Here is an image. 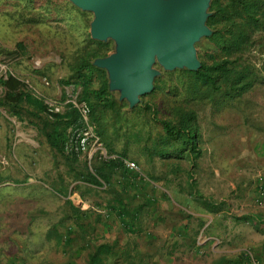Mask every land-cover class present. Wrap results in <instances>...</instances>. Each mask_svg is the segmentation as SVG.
Segmentation results:
<instances>
[{
	"label": "rangeland",
	"instance_id": "374dc122",
	"mask_svg": "<svg viewBox=\"0 0 264 264\" xmlns=\"http://www.w3.org/2000/svg\"><path fill=\"white\" fill-rule=\"evenodd\" d=\"M44 1L32 0L35 4ZM22 3L0 0V47L15 49L17 41L26 47V53H0V77L11 72L21 79L26 89L43 100L47 114L72 109L75 117L66 129L61 153L46 139L43 112L25 103L20 114H14L0 104V264H85L88 250L114 239L122 246L136 239L141 252H148L155 264H208L212 248L227 245L209 238L207 231L218 228L215 218L210 221L196 214L206 207L202 199L217 201V205L222 200L235 212L245 199H240L241 192L254 196L256 173L264 168V50L255 48L248 55L261 80L240 100L220 110L193 105L201 133V154L195 159L160 153L175 150L160 142L161 126L150 109L144 108L145 102L153 101L151 94L141 95L130 105L121 97L120 88H113L119 111H106L102 128L107 129L115 151L108 150L91 110L87 123L109 152L122 156L119 152L125 151L140 171L122 166L109 183L91 184L78 172H93L95 161L106 160L64 149L68 136L86 124L77 104L88 102L79 98L80 86L61 81L69 71L67 60L73 59L71 54L91 33V21L83 26L85 22L73 10L45 13L43 21L28 20L20 15ZM24 11L31 14L35 9ZM201 36L194 41L195 48L205 45ZM105 39L112 41L108 55L116 51L117 41L111 36ZM155 69L177 81L175 67L166 69L159 64ZM4 91L0 83V97ZM159 95L155 106L157 115H162L165 102ZM116 192L124 206L116 202ZM146 200L148 204L138 215L137 208ZM121 208L125 214L119 212ZM71 236L76 241L69 242ZM191 236L207 247L193 249Z\"/></svg>",
	"mask_w": 264,
	"mask_h": 264
},
{
	"label": "trees",
	"instance_id": "16d2710c",
	"mask_svg": "<svg viewBox=\"0 0 264 264\" xmlns=\"http://www.w3.org/2000/svg\"><path fill=\"white\" fill-rule=\"evenodd\" d=\"M39 4H35L32 0H23V3L19 4L23 8L21 17L43 21L46 18L45 13L65 14L73 10L80 21L85 22L83 26L86 21H92L94 17L93 14L90 19L92 10L82 8L72 0H45L40 4L41 7L37 6ZM27 8L35 9V12L28 14L24 11ZM206 12L205 24L209 32L202 35L206 42L203 47L195 48L199 65L196 68H188L185 65L176 66L177 81H173L163 71L158 72L152 77L151 89L139 95L140 97L151 94L154 102H145L144 108L150 109L153 119L161 126L160 142L163 146L170 145L175 150L173 152L162 150L160 151L162 155L169 156L173 153L178 157L188 156L190 159L199 157L201 133L197 109L193 105H207L214 110H220L226 104H234L240 100L244 93L261 80L255 64L248 55L255 48L264 50V0H209ZM90 34H86L81 44L71 54L73 59L67 60L69 71L61 81L80 86L79 98L88 102L91 118L98 123L97 131L106 140L108 150L115 151L110 146L107 139L109 134L104 126L102 128V122L106 120L104 119L106 111L110 110L118 114L119 102L113 95V88L110 87L107 68L95 62L97 58L107 55L112 41L94 38ZM15 50L26 53V47L22 41H17L15 49L12 50L0 47V53ZM158 65V62H154L152 67L155 68ZM261 65L264 66V60ZM0 83L5 89L0 97V104L14 114H20L25 103L26 106L31 104L36 110L43 112L42 128L46 139L56 151L63 153L62 142L68 125L75 117V112L72 109H66L63 113L47 114L43 100L35 96L31 90L26 89L24 82L11 72H8L5 77L1 76ZM159 93L163 95L162 100L165 102L162 115H157L155 106ZM119 153L126 156L123 150ZM121 167L122 164L118 159L98 160L93 164V172L87 170L78 174L91 184L109 183L113 174ZM190 179L194 177L191 175ZM121 193L123 194L122 191ZM118 194L116 192L115 200L120 207L123 202L122 196ZM202 201L205 203L204 206L213 211L219 209L216 202L212 200L202 199ZM70 204L78 210L76 206ZM144 204H148L147 200L137 208L138 215H141ZM119 212L125 211L121 208ZM128 228L130 230V223ZM190 239L192 244L196 245V236H191ZM73 241H76V238L71 236L69 242ZM141 251L136 239L129 240L123 246L118 243V239L103 240L88 250L85 264H155L148 252ZM227 261L229 260L225 258V255H220L211 259L209 263L227 264Z\"/></svg>",
	"mask_w": 264,
	"mask_h": 264
},
{
	"label": "water",
	"instance_id": "95a60500",
	"mask_svg": "<svg viewBox=\"0 0 264 264\" xmlns=\"http://www.w3.org/2000/svg\"><path fill=\"white\" fill-rule=\"evenodd\" d=\"M93 11L92 37L117 41V49L97 58L107 68L110 87L120 88L130 105L150 90L158 62L166 69L199 61L194 41L209 29L205 24L209 0H72Z\"/></svg>",
	"mask_w": 264,
	"mask_h": 264
},
{
	"label": "crops",
	"instance_id": "0c3cea01",
	"mask_svg": "<svg viewBox=\"0 0 264 264\" xmlns=\"http://www.w3.org/2000/svg\"><path fill=\"white\" fill-rule=\"evenodd\" d=\"M240 196H242L240 199H245L239 201L240 206L235 212L230 210L231 207L229 208L227 202L219 200V209L216 211L204 207V211L196 212V214L201 219L208 217L210 221L215 218V225L218 230H208L207 232L210 234L208 236L212 239L217 238L219 243L224 241L227 245L220 250L212 248L213 257L225 255V258L229 260L227 264H252L250 252L258 264H264V205L254 202L253 193L245 195L243 191ZM214 202L217 203V201ZM211 213L216 215L213 216ZM195 243H197V245H193L195 250L200 247L203 249L207 247V244L199 245L197 239ZM213 243H211V247ZM215 250L221 252L218 253ZM213 257L212 259H214Z\"/></svg>",
	"mask_w": 264,
	"mask_h": 264
},
{
	"label": "built area",
	"instance_id": "2783aa9c",
	"mask_svg": "<svg viewBox=\"0 0 264 264\" xmlns=\"http://www.w3.org/2000/svg\"><path fill=\"white\" fill-rule=\"evenodd\" d=\"M56 109L57 107L54 106ZM80 116L85 125L77 127L66 139L64 143V149L71 154L86 153L88 157H98L100 159H118L119 162L130 171H140L138 163L129 157L119 156L112 152H109L101 140L95 134L93 126L88 124V114L90 111L89 105L85 101H81L77 104ZM256 192L254 194V202L257 204L264 203V168L258 170L256 173ZM199 243V240H197ZM252 264H258L257 261L252 258V254L249 252Z\"/></svg>",
	"mask_w": 264,
	"mask_h": 264
}]
</instances>
